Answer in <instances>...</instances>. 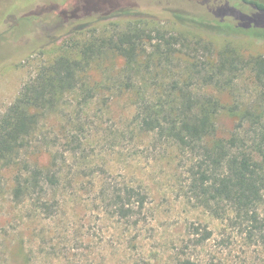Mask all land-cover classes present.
<instances>
[{
  "label": "rangeland",
  "instance_id": "374dc122",
  "mask_svg": "<svg viewBox=\"0 0 264 264\" xmlns=\"http://www.w3.org/2000/svg\"><path fill=\"white\" fill-rule=\"evenodd\" d=\"M84 1L0 0V62L31 54L0 67V112L43 64L75 54L77 47L100 34L134 32L136 25L145 32L132 65L111 51L93 60L83 78L89 88L100 87L95 98L86 102L79 93L65 96L62 109L50 114L40 129L33 159L48 163L55 154L62 169L61 186L51 192L55 215L36 216L30 206L14 202L16 171L4 172L0 264H264L259 238L251 240L233 215L215 217L191 194L189 172L198 156L136 130V91L124 89L133 83L148 88L175 82L189 86L224 106L216 117L220 137L238 134L254 148L264 97L251 67L244 64L264 56V14L257 25L263 30L260 37L250 28L255 24L242 21L262 15L253 5L168 0L194 23L127 16L73 33L80 22L68 19ZM104 1L101 11L88 12L95 14L94 20L130 2ZM87 11L81 8L76 17H86ZM222 57L241 60V70L220 74ZM136 186L148 195L143 212L127 221L113 215L107 201L114 189ZM261 217L264 221V206Z\"/></svg>",
  "mask_w": 264,
  "mask_h": 264
},
{
  "label": "trees",
  "instance_id": "16d2710c",
  "mask_svg": "<svg viewBox=\"0 0 264 264\" xmlns=\"http://www.w3.org/2000/svg\"><path fill=\"white\" fill-rule=\"evenodd\" d=\"M167 1L130 0L123 10L112 7L108 14L104 12L94 20L95 14L88 12L101 11L105 1L85 0V5L77 7L68 21L80 22L73 33L127 16L136 17V20L139 17L140 21L175 17L183 24L194 23V19L177 13L175 8L172 9L174 5ZM237 1L253 5L262 12V15L242 18L243 25L255 24L250 28L261 37L263 30L257 25L263 18L264 4L254 0ZM81 8L88 9V14L77 18ZM60 13L61 17L66 16V12ZM144 35L145 32L136 25L134 32L131 29L112 36H94L77 47L75 54L61 55L40 66L35 77L22 86L13 103L0 112V196L4 172L15 170L11 193L14 202L30 206L36 216L55 215L57 203H52L51 192L61 186L62 169L55 154L49 153L48 163L33 159L31 153L36 149L35 141L40 129L50 114L62 109L65 96L79 93L86 102L95 98L98 93L95 91L100 87L89 88L83 78L93 60L111 51L132 65L139 57ZM30 55L7 59L0 62V67L13 65ZM240 61L236 57H222L219 73L240 71ZM244 66L251 67L264 97V56L251 57ZM214 79L212 76L209 81ZM124 89L136 91L134 121L141 135L151 136L161 143L198 156L189 172V189L193 197L217 218L233 215L235 223L244 228L251 240L259 238L264 243V221L261 217L264 206V116L258 120L259 129L254 132L255 146L250 148L238 134L229 138L219 136L216 117L224 106L213 97L199 96L191 87H183L179 82L170 86L156 84L152 88L133 83ZM147 199L146 191L140 187L115 188L107 207L113 215L127 221L143 212Z\"/></svg>",
  "mask_w": 264,
  "mask_h": 264
}]
</instances>
